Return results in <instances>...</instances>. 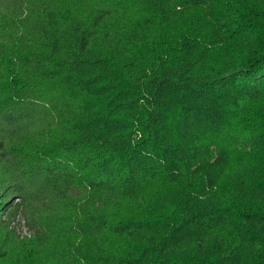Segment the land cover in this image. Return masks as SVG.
<instances>
[{"label": "trees", "instance_id": "trees-1", "mask_svg": "<svg viewBox=\"0 0 264 264\" xmlns=\"http://www.w3.org/2000/svg\"><path fill=\"white\" fill-rule=\"evenodd\" d=\"M2 213L0 264H264V0H0Z\"/></svg>", "mask_w": 264, "mask_h": 264}, {"label": "rangeland", "instance_id": "rangeland-1", "mask_svg": "<svg viewBox=\"0 0 264 264\" xmlns=\"http://www.w3.org/2000/svg\"><path fill=\"white\" fill-rule=\"evenodd\" d=\"M1 219H5L4 214H0ZM10 227L13 229V239L12 241L14 243L23 244L25 241L29 238V231L27 230L26 225L23 221H21L19 218H16L15 220L10 222ZM2 228V225L0 224V229ZM1 233V231H0Z\"/></svg>", "mask_w": 264, "mask_h": 264}]
</instances>
